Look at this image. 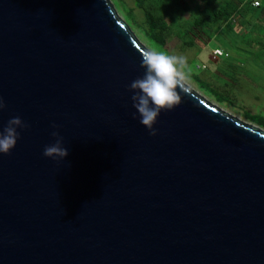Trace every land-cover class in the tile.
<instances>
[{"label":"water","instance_id":"water-1","mask_svg":"<svg viewBox=\"0 0 264 264\" xmlns=\"http://www.w3.org/2000/svg\"><path fill=\"white\" fill-rule=\"evenodd\" d=\"M147 49L111 0H0V264H264V129L186 83L150 135Z\"/></svg>","mask_w":264,"mask_h":264},{"label":"rangeland","instance_id":"rangeland-1","mask_svg":"<svg viewBox=\"0 0 264 264\" xmlns=\"http://www.w3.org/2000/svg\"><path fill=\"white\" fill-rule=\"evenodd\" d=\"M111 1L119 16L130 25L136 37L147 48L185 58L186 64L182 69L186 74L185 83L206 96L224 111L264 129V125L258 120L260 116H262V118L264 117V82H260L259 80V76H263V74L259 72V69L248 64L242 71L237 73L243 75L239 76V78L241 82L245 84L244 87H249L251 84L250 80H254V82H257L256 88L252 85L249 91L237 90L236 88L224 92L222 91L225 100L221 101L218 100L217 96L211 94L209 88H203L200 83H197L190 72L193 70L200 74V78H205L207 70L215 68L216 64L214 61L217 60L218 57L214 58L212 52L215 49L214 47L219 45L233 47L231 44L240 40L242 42H247V44L244 45L245 47H248L251 43H253L254 47L263 46L260 41H264V22L257 26L258 30H256V33L251 34V32L247 31L241 34V39H239L238 32L233 29L238 21L231 20L228 14L224 15V21L220 17V20L217 22H203L204 18L201 19L203 23L201 21V23L199 22L198 18L201 13L213 18L214 11L219 3L217 0ZM139 3H142V5ZM147 11L152 12L156 17H163L162 19L165 22L167 21L170 26V31L173 35L168 38V43L163 47L158 41H156V47H154L147 40L142 31L146 28L144 13ZM238 23L245 24L246 21ZM199 24L202 25L199 26ZM221 25L225 26V31H222ZM259 31L262 32L261 35H258ZM212 32H216L215 37L211 35ZM208 37L210 38L208 39ZM259 67L264 68V66ZM262 79L264 80V78ZM255 92L258 96H251Z\"/></svg>","mask_w":264,"mask_h":264},{"label":"clouds","instance_id":"clouds-1","mask_svg":"<svg viewBox=\"0 0 264 264\" xmlns=\"http://www.w3.org/2000/svg\"><path fill=\"white\" fill-rule=\"evenodd\" d=\"M226 53V52H225ZM186 60L182 56L168 54L166 52L147 49L142 52L141 66L145 68L142 77L135 79L128 87L134 90L131 96L135 118L137 113L140 116V123L146 126L150 135H156L157 129L153 126L157 122L162 111H170L178 107L182 102V95L188 94L186 86V74L182 70ZM6 105L0 97V112ZM29 125L21 117L15 116L8 120L7 125L0 128V153L10 154L15 147L20 132L18 128H28ZM58 125L53 124V128ZM55 137V143L46 145L43 155L54 160L65 158L68 149L63 147V137L58 131L51 133Z\"/></svg>","mask_w":264,"mask_h":264},{"label":"crops","instance_id":"crops-1","mask_svg":"<svg viewBox=\"0 0 264 264\" xmlns=\"http://www.w3.org/2000/svg\"><path fill=\"white\" fill-rule=\"evenodd\" d=\"M219 1L217 5L218 12L222 13L221 18L224 21V15H230V19L243 23H236L234 26V31L238 32L239 39L241 34L249 31L251 34L256 33L258 30L257 26L264 22V1H261V6L255 7L252 5V0H217ZM225 12V13H224ZM235 23V22H234ZM222 31H225V26L221 25ZM216 32H212L211 35L215 37ZM262 32H258V35H261ZM210 37H208L209 39ZM262 42L263 46L254 47L253 43L245 47L244 45L247 42H242L240 40L233 42L231 46L228 45H219L214 48H221L228 55L218 56L217 60H215V68H210L205 73V78L203 79L212 89L218 91L219 94H222V91H227L229 89L236 88L237 90L249 91V89L254 85L256 88L257 82L254 80H250V86L244 87L245 84L241 82L239 76L242 74H237L239 71H242L246 65L251 64L255 66L256 69H259L263 76L260 77V82H264L262 78H264V68L259 66H264V41ZM213 48V49H214ZM206 71V70H204ZM194 73L198 76L200 74ZM231 75V76H230ZM243 76V75H242ZM244 80V79H242ZM246 81V80H245ZM252 94V93H250ZM251 96H258L257 93H253ZM263 108V107H262ZM264 109V108H263Z\"/></svg>","mask_w":264,"mask_h":264},{"label":"trees","instance_id":"trees-1","mask_svg":"<svg viewBox=\"0 0 264 264\" xmlns=\"http://www.w3.org/2000/svg\"><path fill=\"white\" fill-rule=\"evenodd\" d=\"M139 2H140V0H139ZM142 3H139V4L142 5ZM128 13L131 14L130 12H128ZM221 15H222V13L221 12L219 13L217 8H216L214 11V14H213V18H210L207 15H204L203 13H201L198 20L200 22L201 19L204 18L203 22H205V21H207L208 23L217 22L220 20ZM144 16H145L146 28L143 29L142 31L144 32L145 37L154 47H156V41H158L163 47L166 43H168L167 42L168 38H170V36L173 35V33H171V31H170L169 24L167 23V21L165 22L162 19L163 17L162 18L158 17V16L156 17L152 12L147 11L144 13ZM200 25H202V24H199V26ZM227 55H228V53H227ZM190 72H191L194 80L197 83H200L203 88H209L211 91V94L217 96L218 100H220V101L225 100L224 95L219 94L218 91L212 89L203 79L200 78V76L196 75L193 70H191ZM258 120H260V122L264 125V117L262 118V116H260V119H258Z\"/></svg>","mask_w":264,"mask_h":264},{"label":"built area","instance_id":"built-area-1","mask_svg":"<svg viewBox=\"0 0 264 264\" xmlns=\"http://www.w3.org/2000/svg\"><path fill=\"white\" fill-rule=\"evenodd\" d=\"M252 5L255 7H259L261 6V1L259 0H252ZM213 57L216 58L218 56H222V55H227V53H225L221 48H215L212 52Z\"/></svg>","mask_w":264,"mask_h":264}]
</instances>
